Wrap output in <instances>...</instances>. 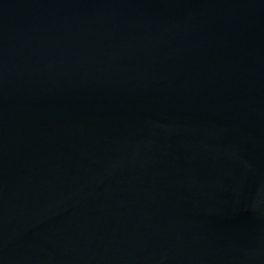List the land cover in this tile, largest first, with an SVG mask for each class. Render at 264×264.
<instances>
[{
  "label": "water",
  "instance_id": "water-1",
  "mask_svg": "<svg viewBox=\"0 0 264 264\" xmlns=\"http://www.w3.org/2000/svg\"><path fill=\"white\" fill-rule=\"evenodd\" d=\"M0 264H264V0H0Z\"/></svg>",
  "mask_w": 264,
  "mask_h": 264
}]
</instances>
